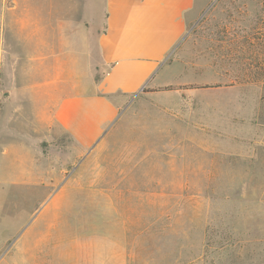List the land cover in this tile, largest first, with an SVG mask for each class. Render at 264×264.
Segmentation results:
<instances>
[{
	"label": "rangeland",
	"instance_id": "rangeland-1",
	"mask_svg": "<svg viewBox=\"0 0 264 264\" xmlns=\"http://www.w3.org/2000/svg\"><path fill=\"white\" fill-rule=\"evenodd\" d=\"M176 58L213 87L130 99L92 146L0 127V264H264V0H196Z\"/></svg>",
	"mask_w": 264,
	"mask_h": 264
},
{
	"label": "crops",
	"instance_id": "crops-1",
	"mask_svg": "<svg viewBox=\"0 0 264 264\" xmlns=\"http://www.w3.org/2000/svg\"><path fill=\"white\" fill-rule=\"evenodd\" d=\"M195 7L196 0H0V82L16 129L0 127L17 140L58 131L86 148L104 116L130 99L169 114L183 90L156 89L183 86L176 51Z\"/></svg>",
	"mask_w": 264,
	"mask_h": 264
},
{
	"label": "trees",
	"instance_id": "trees-1",
	"mask_svg": "<svg viewBox=\"0 0 264 264\" xmlns=\"http://www.w3.org/2000/svg\"><path fill=\"white\" fill-rule=\"evenodd\" d=\"M213 87L211 85H195V84H191V85H183V86H166V87H161L156 89V91H160V92H167V91H175V90H198V89H204V88H210Z\"/></svg>",
	"mask_w": 264,
	"mask_h": 264
}]
</instances>
